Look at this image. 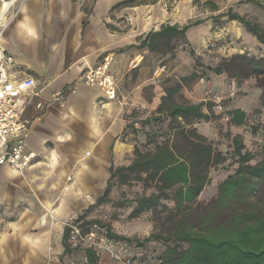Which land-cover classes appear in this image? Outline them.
I'll return each instance as SVG.
<instances>
[{
	"label": "crops",
	"instance_id": "obj_1",
	"mask_svg": "<svg viewBox=\"0 0 264 264\" xmlns=\"http://www.w3.org/2000/svg\"><path fill=\"white\" fill-rule=\"evenodd\" d=\"M123 1L12 0L0 10L1 21L13 2L2 37L15 59L12 73L42 81L41 96L25 114L31 121L27 147L36 159L23 172L0 167V202L16 205L30 198L20 217L0 232V264H64L65 222L103 194L113 164L128 165L133 157L131 109L86 85L82 77L88 68L108 61L124 99L152 109L161 104L158 96L150 101L144 96L151 85L145 74L150 52L131 47L163 24L183 26L193 16L157 13L162 0L115 9ZM73 85L77 91L67 93L64 104L54 101Z\"/></svg>",
	"mask_w": 264,
	"mask_h": 264
},
{
	"label": "trees",
	"instance_id": "obj_2",
	"mask_svg": "<svg viewBox=\"0 0 264 264\" xmlns=\"http://www.w3.org/2000/svg\"><path fill=\"white\" fill-rule=\"evenodd\" d=\"M146 3L145 0H125L115 9ZM194 5L209 11L211 16L190 20L183 26L163 24L158 30L141 36L138 44L131 48L174 56L181 46L189 45V31L208 19L238 22L264 46V25L260 21L241 14L234 6L222 10L215 0H194ZM237 5L259 6L264 11L261 0H240ZM191 55L195 56L194 50ZM214 72L238 81L256 78L263 91L264 109V56L236 55L222 62ZM197 75L194 73L189 79L197 80ZM180 92L181 86L165 91L156 118L149 120L159 126L146 135L143 146L136 141L128 165L111 166L107 187L96 200V206L113 203L122 208L131 205V219L152 213L161 230L144 239L129 238L115 233L111 226L97 223L107 229L110 239L139 248L160 243L164 250L156 264H264V143L256 155L248 150L243 137L236 135L230 155L224 153L197 128L200 122H210L219 116L211 106L205 112L203 103L178 101L175 97ZM227 115L233 126L248 125L247 113L241 108H233ZM134 119L136 113L133 112L128 129L140 139L143 133L135 129ZM261 131L264 141V124ZM230 159L237 167L235 172L219 184L216 198L200 202V196L211 183L212 171ZM134 186L141 188L138 196L113 202L112 194L116 189ZM82 220L80 216L78 221ZM69 233L65 228V257L74 252L68 243ZM85 255L89 264H98L99 256L94 249H87Z\"/></svg>",
	"mask_w": 264,
	"mask_h": 264
},
{
	"label": "rangeland",
	"instance_id": "obj_3",
	"mask_svg": "<svg viewBox=\"0 0 264 264\" xmlns=\"http://www.w3.org/2000/svg\"><path fill=\"white\" fill-rule=\"evenodd\" d=\"M3 1L10 2L12 0H0V10L3 7ZM145 1L149 3L153 0ZM261 1L264 3V0ZM218 2L221 4L222 10L234 6L241 14L256 19L264 25V11L259 6H238L239 1L235 0H219ZM159 12H162L165 16H176L177 19H181V16H193L191 20H199L211 16L209 11L201 10V8L195 6L194 0H162V4L157 7V13ZM188 40L189 45L181 46L174 56L149 53L145 74L151 80V85L145 87V98L148 101L155 96L162 99L167 89L181 86L180 94L175 97L178 101L194 104L203 103L205 104V112H208V108L211 106L214 114L219 116V118L212 119L210 122L203 121L197 124L199 132L213 142L218 149L230 155L233 148V137L241 135L248 150L256 155L259 154L260 146L264 143L261 131V126L264 124V109L261 101L263 91L259 89L257 79L249 78L238 81L230 78L227 74L217 75L214 70L222 62L236 55L262 57L264 56V46L258 43L238 22L227 20L213 22L208 19L204 24L189 31ZM191 50H194L195 56L191 55ZM194 73L198 74L197 80H190L189 78ZM185 79H188V81H185ZM202 80L204 81L202 82ZM155 88H157L156 92ZM207 90L212 91L213 95L221 99L222 110L215 108L214 103L208 100ZM131 101L138 104V108L131 110L132 113H136V119H134L135 129L143 133V135H140L141 140L137 139V135L134 134L135 140L143 146L146 143V135L159 126L153 121H149L156 118L158 108L152 109L146 102ZM233 108H241L247 113V126L237 127L231 124L227 112ZM148 121L149 124L145 125L144 123ZM254 128L259 131L255 133ZM236 168L234 161L230 159L225 165L213 170L211 183L200 196V202L207 203L216 198L219 184L233 174ZM5 189H7L6 184ZM140 193V186L119 187L112 194V200L113 202L123 199L132 200ZM28 200L30 198L24 197L21 203L16 205L0 202V232L4 231L3 227L10 221H15L20 217ZM96 202L89 207H94L93 209L88 208L81 212L79 216L84 218L81 225L83 233L89 235L92 230L96 231L97 242L99 243L101 242L100 239L106 235L108 236V234L107 229L97 222L111 226L115 233L129 238L144 239L161 230L160 223L156 221L155 215L152 213L144 214L139 219H131V205L122 208L115 206L113 203L96 206ZM87 222L94 223L87 225ZM111 240L116 244L110 250L103 246L99 247L98 264H119L112 256L114 252L120 251L118 243L127 245V252H122L123 256L132 258L139 264H156L157 259L164 250L160 243H151L144 248H139L135 244L121 240ZM63 262L64 264H83L84 254L81 251H75L65 257Z\"/></svg>",
	"mask_w": 264,
	"mask_h": 264
},
{
	"label": "built area",
	"instance_id": "obj_4",
	"mask_svg": "<svg viewBox=\"0 0 264 264\" xmlns=\"http://www.w3.org/2000/svg\"><path fill=\"white\" fill-rule=\"evenodd\" d=\"M4 3L5 1L3 5ZM12 9L13 2L10 12L4 21L0 22V167L9 166L15 171L23 172L30 168L36 159V154L29 152L27 147V135L31 128V121L26 118L25 114L28 107L41 96L42 81L28 75L17 77L12 73L15 59L6 51L2 43L3 30ZM82 80L88 86L101 88L109 101L118 102L131 110L138 108L136 102L126 100L120 95L118 81L108 61L88 68ZM77 88V85H73L66 90L59 91L55 94L54 101L64 104L67 93H75ZM206 96L214 103L215 108L222 110L221 99L218 96L213 95L210 90L206 91ZM37 109L43 111L45 104L39 102ZM67 181L69 185L65 190L69 191L73 184L72 177H68ZM79 217V215L74 216L65 222V228L70 231L68 243L74 252H83V264H89L85 255L87 249H94L99 255V247L103 246L110 250L116 243L107 235L100 239V243L97 242V232L94 230L89 235H85L81 227L83 220L78 221ZM117 245L120 251L114 252L112 256L119 264H139L132 258L123 256L122 252H127L126 244L118 243Z\"/></svg>",
	"mask_w": 264,
	"mask_h": 264
},
{
	"label": "bare ground",
	"instance_id": "obj_5",
	"mask_svg": "<svg viewBox=\"0 0 264 264\" xmlns=\"http://www.w3.org/2000/svg\"><path fill=\"white\" fill-rule=\"evenodd\" d=\"M3 9H4V10H7V3L4 4ZM7 15H8V14H7ZM5 18H6V16H5ZM5 18H4V19H5ZM4 19H2L0 22L4 21Z\"/></svg>",
	"mask_w": 264,
	"mask_h": 264
}]
</instances>
